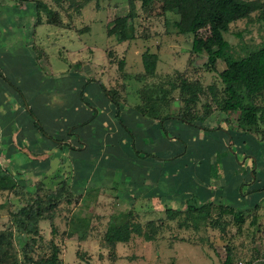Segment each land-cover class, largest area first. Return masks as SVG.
Listing matches in <instances>:
<instances>
[{
	"label": "rangeland",
	"instance_id": "rangeland-1",
	"mask_svg": "<svg viewBox=\"0 0 264 264\" xmlns=\"http://www.w3.org/2000/svg\"><path fill=\"white\" fill-rule=\"evenodd\" d=\"M35 1L0 0V165L21 175L15 193L0 192V230L10 234L15 264H28L21 255L27 236L15 232L8 213L59 187L70 200L52 209L61 264H224L229 250L228 264H247L259 255L257 241L264 251V124L239 133L237 112L217 109L209 87L218 98L222 62L208 71L203 55L190 52L191 36L172 28L176 16L155 2L142 11L133 1V39L117 44L105 33L126 15V0H90L79 10L75 0L59 8L41 0L56 13L51 25L42 12L36 25ZM260 16L264 7L228 24L230 52L264 42ZM143 51L157 58L151 76L142 73ZM181 81L197 88L193 103ZM260 97L257 104L264 91ZM189 196L210 207L188 217ZM120 212L140 233L110 249L103 233ZM37 226L31 260L50 253L47 218ZM87 234L92 246L77 245Z\"/></svg>",
	"mask_w": 264,
	"mask_h": 264
},
{
	"label": "trees",
	"instance_id": "trees-1",
	"mask_svg": "<svg viewBox=\"0 0 264 264\" xmlns=\"http://www.w3.org/2000/svg\"><path fill=\"white\" fill-rule=\"evenodd\" d=\"M25 1V0H21ZM54 5L59 8L61 0H52ZM76 9L79 10L85 6L90 0H75ZM95 2V0H93ZM133 1L126 0L128 11L118 22L111 28H107L106 37H115L116 43L120 44L133 39L132 28L127 19L133 18ZM139 1V7L145 11L152 3L158 4V9L161 13H171L176 16L172 20L171 25L176 34L190 35V52L194 55H203L205 58V66L208 71H214L215 61H221L223 68L216 73L219 83L222 88L216 98V90L209 87L211 96L216 101V107L221 112L231 113L237 112L236 125L239 133H247L249 130L255 129L258 124H264V99L261 104H257L256 100L261 98V93L264 91V42L255 47L248 48L241 55H236L230 52V46L224 39L223 34L227 30L229 23L240 19H247L249 15L264 7L263 3L257 0H136ZM73 4V1L68 2ZM44 14L45 19L49 21L51 16L56 15L52 9L49 8L41 0H36L34 3V16L36 25L39 24V13ZM263 21L262 27L264 29V17L260 16ZM46 23V22H45ZM52 22L46 24L51 25ZM199 29H206V34L201 37L196 34ZM156 55L143 51L140 55V62L142 73L145 76H151L156 65ZM96 82L101 91L104 92L101 82ZM184 81L180 83V90H185L187 93L186 103H193L197 97V88L190 86ZM110 100V96H107ZM113 105L114 103L111 102ZM24 110V108H23ZM26 111V110H25ZM28 115L33 116L32 111H26ZM35 117V116H34ZM114 117L121 125V121L115 112ZM180 121H185L188 124L194 120L202 121V118H193L191 116L185 118L181 115L175 116ZM32 123L36 130L40 133L41 128L36 119L32 118ZM123 125V124H122ZM121 125V126H122ZM124 128V126H122ZM127 132V130L124 128ZM213 130V129H212ZM67 146V145H66ZM71 146H68L69 149ZM136 153V151H134ZM28 156V151L23 152ZM36 156V154H32ZM143 158H155L154 156L143 153ZM251 167V164L248 165ZM21 177L20 173L10 171L0 165V192L15 193L19 187L16 180ZM62 188H55L54 192L45 200L35 196L33 200L26 205L18 208L13 213H8L9 218L14 224L16 233L27 236L25 244L21 248L22 258L28 264H61L62 259L59 257L61 248L60 242L53 240L55 234V227L52 224L53 219V202L64 201L69 203V199L60 198ZM35 195L37 191H34ZM191 199V200H190ZM209 203H202L189 197L183 200L184 214L188 217L193 212H198V215L204 214L203 207ZM232 210L231 207H226ZM234 209V208H233ZM235 210V209H234ZM171 211V214H176V211ZM240 212L241 210H235ZM182 213V211H181ZM47 218L49 224V239L50 253L45 257H38L36 260L29 259L27 251L30 250V244H34L35 239L38 238L37 221L39 218ZM239 217V215H237ZM140 227L138 224L128 223L125 213H116L110 215L106 228L103 233V243L110 249H114V245L118 242H126L129 235L139 234ZM145 240L151 239V233L143 234ZM233 247V246H232ZM240 248V246L238 247ZM233 249V248H232ZM232 252V250H231ZM11 244L10 234L0 230V264H15L16 256ZM229 253L225 252L224 264H228Z\"/></svg>",
	"mask_w": 264,
	"mask_h": 264
},
{
	"label": "crops",
	"instance_id": "crops-1",
	"mask_svg": "<svg viewBox=\"0 0 264 264\" xmlns=\"http://www.w3.org/2000/svg\"><path fill=\"white\" fill-rule=\"evenodd\" d=\"M90 238H89V235L87 234V237H84V239H81V242H79L77 245H79V246H81V247H88V246H92V244H93V242L92 241H90L89 240ZM148 243V242H147ZM65 244V243H64ZM81 244H83V245H81ZM117 244H121V248L123 249L125 246V243L123 242H118V243H116L115 245H114V249H116L117 247H116V245ZM64 246V245H63ZM255 246H256V248L255 249H253V252L256 254V252L259 254V255H255L254 257H253V259H249L248 260V262H247V264H261L262 263V261L264 262V251H262L261 249H259V247H260V243H259V241H257V243H255ZM239 247V246H238ZM237 246L235 247V249L237 250V248H238ZM244 247H240V248H238L239 250L238 251H240V250H242V251H244V249H243ZM262 248L264 249V247L262 246ZM252 249V248H251ZM116 253V252H115ZM121 255H122V253H121ZM121 255H117V254H115V257L114 258H119V257H121Z\"/></svg>",
	"mask_w": 264,
	"mask_h": 264
},
{
	"label": "water",
	"instance_id": "water-1",
	"mask_svg": "<svg viewBox=\"0 0 264 264\" xmlns=\"http://www.w3.org/2000/svg\"><path fill=\"white\" fill-rule=\"evenodd\" d=\"M23 105H24L25 110L28 111V108H27V106L25 105L24 102H23Z\"/></svg>",
	"mask_w": 264,
	"mask_h": 264
}]
</instances>
